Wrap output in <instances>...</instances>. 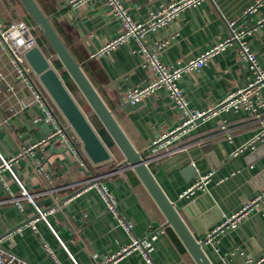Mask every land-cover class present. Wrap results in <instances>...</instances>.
Instances as JSON below:
<instances>
[{"label": "crops", "instance_id": "obj_1", "mask_svg": "<svg viewBox=\"0 0 264 264\" xmlns=\"http://www.w3.org/2000/svg\"><path fill=\"white\" fill-rule=\"evenodd\" d=\"M120 1L132 19L145 22L151 12L168 0ZM36 2L49 16L134 148L147 159L148 167L167 197L174 202L192 234L204 244L212 264H249L263 256L264 201L261 200L237 226L226 228L213 240L206 241L207 234L225 217L264 189V141L233 155L236 148L261 130L262 124L246 110L223 111L199 119L190 131L167 147V153L151 159L149 143L180 124L184 116L163 87L137 102L124 101L127 90L143 87L150 78L149 70L142 65L138 42L130 37L100 52L120 32V21L105 0H83L75 4L69 0ZM256 2L204 0L148 30L143 35V43L149 48L163 43L158 50L160 60L175 66L224 42L230 33L229 21L235 20L237 28L250 31L244 39L255 52L258 63L264 66V0L258 5ZM251 7L255 8L249 11ZM12 19L25 21L44 54L53 53L22 2L0 0V25L5 26ZM56 61L55 58L52 63ZM56 71L62 78L66 74V86L84 111L88 104L67 72L61 66ZM252 77L248 63L239 56L237 43L232 42L213 54L203 66L183 72L177 84L188 106L201 111L220 102L232 90L245 86ZM58 116L62 123L69 125L59 109ZM222 120L229 128L230 138L220 128ZM96 122L98 134L112 147L111 158L100 163L88 158L78 136L71 137L76 134L74 130L67 135H51L57 123L46 119L44 106L25 83L15 78L9 53L0 42V163L1 156L16 158L23 147L31 146L12 161V170L28 192L35 195L40 207H55L46 215L47 222L37 220L35 229L25 226L33 217L35 207L26 199H19L20 206L6 199L10 195L19 197L20 185L7 169H0L2 249L31 264H98L119 252L132 238H142L151 230L159 229L155 236L149 237L150 255L156 264H195L136 174L122 163L123 157L108 134L110 142L99 133L102 126ZM196 161L205 169L197 174L185 171ZM204 172L212 173L206 188L180 196ZM92 177H98L118 199V214L130 224V232L123 228L118 216L106 210L97 186L82 187V181ZM145 263L139 249L115 262Z\"/></svg>", "mask_w": 264, "mask_h": 264}, {"label": "built area", "instance_id": "obj_2", "mask_svg": "<svg viewBox=\"0 0 264 264\" xmlns=\"http://www.w3.org/2000/svg\"><path fill=\"white\" fill-rule=\"evenodd\" d=\"M70 3L75 4L83 0H69ZM106 3L112 8L115 16L120 21V32L118 35L107 42L100 52L108 51L119 43L126 41L128 38H134L139 44V50L143 56L142 65L149 70L150 78L146 85L140 88L129 89L124 93V101L133 103L141 100L145 95L153 92L157 88L163 87L169 97L173 100L175 106L184 116L182 122L167 130L158 136H156L148 145V151L151 154V159L155 160L163 153H167L169 150L167 147L175 140L187 131H190L199 119H206L211 116L218 115L219 113L227 110H246L251 118H254L257 122L262 124L261 130H259L248 142L242 146L236 148L233 155H237L247 149H253L256 143L264 141V99L262 98V92L264 90V66L260 65L257 61L256 54L250 50L247 41L244 39L245 34L249 33V30L243 28H237L235 26V20H231L228 23L230 33L228 38L224 42L201 52L198 56L191 58L185 62L179 63L175 66L165 64L160 60L158 50L163 46V43L157 44L153 48H149L143 43V35L155 26L163 25L174 18L179 12L199 5L204 0H168L165 4L161 5L157 10L151 12L150 18L145 22H140L132 19L127 12V9L123 6L120 0H105ZM262 0H257L256 5L260 4ZM255 7L249 8L253 10ZM0 42L4 45L5 49L9 53V58L12 63L15 78L25 83L31 90L34 98L42 104L45 108L46 119L53 120L57 123L55 129L51 135L60 133L67 135L68 131L72 130L70 125L62 123L58 116V107L47 92L42 82L39 79L38 74L35 73L25 58V52L33 46H38L35 36L32 33L31 27L23 20L12 19L9 24L5 26L0 25ZM232 42L237 43L239 56L248 63L249 68L252 71L253 77L243 87L237 88L229 92L220 102L213 106H209L206 110H194L188 106L187 99L185 98L182 90L177 84L178 78L183 72L196 70L203 66L207 60L215 53L224 49V47ZM92 56L95 54H91ZM47 60L54 67L52 61L55 59L54 53L46 55ZM57 72V71H56ZM221 130L225 131V135L230 138L228 134L229 128L226 126L224 120L221 121ZM71 131V132H72ZM72 138L77 139V135L73 133ZM44 140V139H43ZM42 140V141H43ZM32 147H23L17 154L16 158L4 159L1 156L0 169H7L11 177L20 185V196H8V201L14 202L19 205V199H26L31 202L35 207V213L32 218L26 221L25 226H29L35 229L37 220L43 219L47 222L46 215L54 210V206L48 209L40 207L35 201V195L28 192V190L22 185L14 171L12 170V161H16L17 158L23 155L26 151ZM146 159V163H147ZM211 172L200 173L196 176L193 182L186 187L180 193V196H188L193 194L196 190L205 189L210 179ZM82 187L88 189L92 186H97L102 199L104 200L106 210L112 212L118 216L121 225L125 230L130 232L131 226L118 214V199L111 194V192L98 181V177H92L82 181ZM264 201V189L243 206L235 211L230 216L225 217L217 226H215L206 236V241H211L226 228H234L242 219L249 213L251 208L259 201ZM57 199H55V204ZM45 209V210H44ZM18 229H20L18 227ZM159 229H154L148 232V234L142 238H132L131 242L124 246L119 252L113 254L105 259H102L98 264H115V262L129 253L132 250L139 249L145 260V264H156L150 255V236H155ZM60 245L65 249L64 242L60 241ZM53 256V252L49 250ZM71 259L74 261L73 257ZM75 263V262H74ZM0 264H31L27 260L20 256L7 252L0 246ZM77 264V263H75ZM249 264H264V255L259 259L249 262Z\"/></svg>", "mask_w": 264, "mask_h": 264}, {"label": "water", "instance_id": "obj_3", "mask_svg": "<svg viewBox=\"0 0 264 264\" xmlns=\"http://www.w3.org/2000/svg\"><path fill=\"white\" fill-rule=\"evenodd\" d=\"M20 1L37 25L49 48L55 54V58L59 61L60 66L67 72L70 80L92 110L95 118L121 153L123 157L122 163L136 174L164 216L166 223L174 230L195 264H212L205 253L204 244L199 242L192 234L174 202L167 197L157 182L146 163V159L142 157V152L134 148L116 121L112 111L107 107L100 94L84 73L81 64L73 57L55 30L49 16L42 11L36 0ZM25 58L35 73L38 74L43 86L80 139L83 150L88 158L93 163L109 160L112 156V147H109L103 141L89 117L70 94L64 79L47 60L42 49L39 46L31 47L25 52ZM203 169L205 167L196 161L187 167L185 171L191 170L194 174H197Z\"/></svg>", "mask_w": 264, "mask_h": 264}, {"label": "rangeland", "instance_id": "obj_4", "mask_svg": "<svg viewBox=\"0 0 264 264\" xmlns=\"http://www.w3.org/2000/svg\"><path fill=\"white\" fill-rule=\"evenodd\" d=\"M84 113L89 117V119L92 122V124L94 125V127L97 128V122H96L97 119L95 118L92 110L90 109V107L88 105H85V107H84Z\"/></svg>", "mask_w": 264, "mask_h": 264}, {"label": "trees", "instance_id": "obj_5", "mask_svg": "<svg viewBox=\"0 0 264 264\" xmlns=\"http://www.w3.org/2000/svg\"><path fill=\"white\" fill-rule=\"evenodd\" d=\"M50 50H51V49H50ZM51 51H52V50H51ZM52 52H53V51H52ZM54 65H55L56 68H59L60 63H59L58 61H56V63H55ZM64 75H65V78L63 77V79H64V81H67V80H68V77L66 76V74H64ZM99 133L102 135L103 138H105L108 142H110V140H109V138H108V136H107L105 130L103 129V127H101V128L99 129Z\"/></svg>", "mask_w": 264, "mask_h": 264}]
</instances>
